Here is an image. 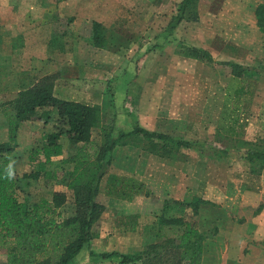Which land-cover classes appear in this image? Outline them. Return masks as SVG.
<instances>
[{
    "label": "rangeland",
    "instance_id": "374dc122",
    "mask_svg": "<svg viewBox=\"0 0 264 264\" xmlns=\"http://www.w3.org/2000/svg\"><path fill=\"white\" fill-rule=\"evenodd\" d=\"M181 1L124 0L121 9H117V18L108 9L106 23H97V26L91 23L92 35L100 33L104 41L97 44L98 51L81 55L86 66L89 64L87 77L82 79L81 86L69 90L58 84L57 93L99 106L101 120L86 145V151L92 156L108 137L117 140L118 129L128 131L136 126L216 150L238 153L245 148L264 150V72L236 77L228 68L184 56L176 43L158 41L159 46L148 49L177 14ZM192 2L182 22L171 33L172 40L199 47L215 61L264 69V33L257 27L255 15L264 0ZM70 62L67 55H54V70L68 71L67 80L80 71L77 63L72 66ZM4 91H0V145L8 141L2 106L17 93L15 88ZM45 112L47 121H28L20 126L15 135L17 145L9 153L8 161L18 177V200L32 204L50 201L53 192H63L67 203L61 211L67 217L73 213L72 192L66 187V174L71 165H64L63 160L74 155L81 145L71 144L63 135L62 156H51L46 161L40 154L30 163L29 150L39 147L43 136L62 130L55 120L54 109L48 108ZM118 142L124 145L115 146L96 197L105 210L94 225L89 251L74 264H118L116 259L90 257L89 252L141 254L148 245L160 242L156 232L161 215L181 217L198 228L205 237L204 260L210 264L209 219L214 194L226 197L228 192L234 198L242 186L252 203L259 196L264 201V163L249 164L237 153L218 160L194 149H178L140 136ZM38 163L43 164L42 170L55 175L56 180L27 177L37 170ZM112 176L142 182L150 195L132 194L126 189L129 199L115 198L116 190H112L110 183ZM217 186L221 188L218 190ZM194 197L199 198L195 210L182 204ZM131 226L136 227L135 231H129ZM161 233L175 239L180 231L177 227L165 226ZM7 252L0 248V264H5ZM142 261L130 264H145Z\"/></svg>",
    "mask_w": 264,
    "mask_h": 264
},
{
    "label": "trees",
    "instance_id": "16d2710c",
    "mask_svg": "<svg viewBox=\"0 0 264 264\" xmlns=\"http://www.w3.org/2000/svg\"><path fill=\"white\" fill-rule=\"evenodd\" d=\"M192 0H182L179 3L177 14L172 17L167 28L148 45V49L162 43H176V48L184 56L206 63L229 69L231 75L255 76L264 72L260 67L243 66L232 61H215L205 50L185 42L171 39V33L182 22ZM257 27L264 33V5H259L255 11ZM94 25H98L94 23ZM94 45L102 43L100 33L93 35ZM54 76L42 77L34 86L17 91L14 99L2 106V112L7 125L8 141L0 145V248L8 250L5 264H74L77 259L89 251L94 237V225L104 212V206L97 202L99 185L106 175L111 156L118 142L128 137H142L149 141H158L164 145H173L175 148L194 149L201 155H208L218 160H226L237 153L242 160L249 164L264 163V150L245 148L241 152L232 150L207 148L204 145L175 139L167 134L148 132L140 127L117 130V140L108 137L100 150L92 156L86 151V145L91 142L93 129L101 120V110L98 105H89L73 100L60 99L54 95ZM54 109L57 121L62 130L43 136V143L31 148L28 153L30 163H33L40 154L46 157H60L63 155L61 138L67 136L73 145H81L74 155L63 160L64 165H71L66 174V187L72 192L73 213L63 217L61 209L67 203V196L63 192H53L51 200H42L38 203H29L18 200L16 194L17 174L11 169L8 155L17 145L16 136L19 126L28 121H47L45 109ZM70 168V167H69ZM37 170L27 177L32 179L43 177L56 180L55 175L42 170L43 164H37ZM112 190H116L115 198L129 199L127 190L132 194L150 195L149 190L141 182L131 178L112 176ZM117 183L123 187L118 188ZM199 198L182 202L185 207L197 208ZM165 226L177 227L180 234L176 238L162 235ZM131 226L129 231H135ZM156 236L159 243L148 245L141 254L105 253L90 257L102 259H116L118 264H130L143 260L145 264H201L204 252L205 237L190 222L181 217H166L161 215L157 220ZM166 237V238H164Z\"/></svg>",
    "mask_w": 264,
    "mask_h": 264
},
{
    "label": "crops",
    "instance_id": "0c3cea01",
    "mask_svg": "<svg viewBox=\"0 0 264 264\" xmlns=\"http://www.w3.org/2000/svg\"><path fill=\"white\" fill-rule=\"evenodd\" d=\"M98 1L0 0V91L15 88L19 92L49 75L55 77L54 95L72 100L59 95L57 85L64 90L81 86L89 72V64L86 66L81 55L99 48L92 41L91 23H106L108 9L117 18V9L124 0ZM54 55H67L72 66L77 63L80 67L79 73L67 80L68 71L54 70ZM55 115L56 120V111ZM237 192L234 198L228 192L226 197L216 193L211 200L210 264H264V201L259 196L252 203L242 186ZM205 248L201 264L207 263Z\"/></svg>",
    "mask_w": 264,
    "mask_h": 264
}]
</instances>
